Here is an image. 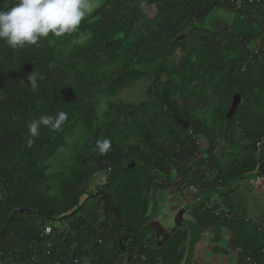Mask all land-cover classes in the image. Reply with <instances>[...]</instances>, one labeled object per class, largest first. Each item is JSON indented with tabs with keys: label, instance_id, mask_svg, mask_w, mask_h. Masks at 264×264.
I'll use <instances>...</instances> for the list:
<instances>
[{
	"label": "trees",
	"instance_id": "trees-1",
	"mask_svg": "<svg viewBox=\"0 0 264 264\" xmlns=\"http://www.w3.org/2000/svg\"><path fill=\"white\" fill-rule=\"evenodd\" d=\"M15 2L0 0V10H7ZM141 5L145 9L155 7L156 29L147 37L135 39L132 47H125L142 16L137 9ZM263 9L262 2H245L235 13L220 0H102L101 6L79 27L88 33V45L78 49L71 64L78 69L96 70L99 57L115 63V70L107 72L106 79H111L113 87L120 90L127 83L145 77L134 68V64L140 63L135 51L145 44L157 47L154 54H149L148 61L159 64V69L153 72L156 81L158 75H165L159 80L163 85L157 84L162 86L160 111L166 120L159 122L157 114L140 120L138 132L145 147L130 146L122 152L115 139L120 128L126 130L125 122L120 125L117 119L109 118L114 113H123L134 122L143 108L109 102L107 119L96 124L93 135L76 152L66 175L62 172L51 175L46 163L64 147L63 135L73 134L69 124L71 110L84 99L83 87H78V97H71L73 91L66 82L63 66L55 61L47 38L38 45L15 50L0 41V261L5 263L10 259L12 264H27L37 254L45 255L48 251L55 264H72L74 260L88 264L121 261L126 264L127 254L120 251V241L131 255L128 264H180L185 253L184 232H176L159 249L146 247L152 237L147 195L154 189L161 191L168 187L153 186L152 175H164L171 170L175 177L188 178V186H197L204 192L209 188H224L231 179L255 170L253 143L264 137ZM218 10L232 17V26L219 33L209 32L207 18ZM181 33L186 34L185 38L174 42ZM191 36L208 49L206 59H212L214 74L224 72L220 79L229 96L232 92L241 96V104L230 121L224 120L225 109L219 117L220 125L231 130L227 140L231 141V133H236L235 144L244 143L238 156L225 165H220L214 157L215 131L190 115L186 110L189 107L178 103L167 91L173 87L175 92L184 85L175 84L172 75H168L164 59L172 51L165 48L183 46ZM221 42L224 44L217 50ZM250 47L259 49L256 55H249ZM231 52L238 57L222 59V54L228 56ZM203 64L201 53L186 54L173 72L185 79V86L193 90L203 88L200 71ZM34 72L38 74L36 91L28 80ZM187 98H184L186 105ZM60 112L67 114V120L59 127L41 125L39 135L30 136L28 125L33 120L42 116L55 118ZM172 115L187 121L189 129L183 130ZM82 121L86 126L95 122L89 116ZM219 135H223L222 131ZM200 138L206 142L205 161L210 169L207 177L193 179L189 177L193 168L190 162L197 156ZM104 139L110 141V149L101 154L97 141ZM259 154L262 173L256 178L264 180V143L259 145ZM126 158L136 160L137 167L122 170L120 166ZM101 191L105 199L99 194ZM89 197L74 216L58 222L63 230L52 227L48 237L42 235L44 226H51V222L70 214ZM19 209L25 211L14 215ZM190 216L201 229L213 231L223 227L232 234L228 246L240 250L237 264H264V235L251 229L248 222L217 215L206 205L190 212ZM48 244H52L49 249Z\"/></svg>",
	"mask_w": 264,
	"mask_h": 264
},
{
	"label": "rangeland",
	"instance_id": "rangeland-1",
	"mask_svg": "<svg viewBox=\"0 0 264 264\" xmlns=\"http://www.w3.org/2000/svg\"><path fill=\"white\" fill-rule=\"evenodd\" d=\"M137 9L140 10L142 16L140 17V21L138 22V24L135 26L134 31L129 36V39L124 44V46L128 48L132 47L135 39L142 36L147 37L150 33H152L156 29V25L158 23L157 18L155 17V12L154 14L150 12V10H148L149 7L145 9V7L141 5L137 6ZM217 12L222 15H228V13L224 10H219ZM228 34H231V32H229ZM88 38V33L80 30H78L76 33L66 34L62 37H53L50 35L47 38L48 46L52 49L55 61L63 66V73L65 75L66 82L71 86V93L73 91L71 97H78L79 86L83 87V96H85L81 102H77L76 104H74L75 108L71 110L69 124L71 125L73 134L71 136L68 134L63 135L64 147L56 151L53 157H51L46 163V165L48 166L47 172L51 175H54L56 173L59 174L61 172L65 175L68 173L69 168L72 166L75 159L76 152H78L84 145V142L89 139L91 135H93L92 132L96 128V124L107 119L105 114L108 109L109 102L130 106H142L143 108L141 109V113L139 112L138 114L140 116H137L134 122L130 121L129 118L123 113H119L118 115L114 113L109 118L114 120L117 119L120 125L125 122L126 130L120 128L118 130L119 133L116 135L115 139V143L121 147L122 152H125V149L130 146L139 147L141 149L145 147L142 137L138 132V122L140 120H145L146 117H151L153 116V114H157L159 122H163L166 120V116L163 115L160 111L162 99L160 95L162 94V86H159V84H157V81L155 80V74L153 73L159 69V64L157 62L150 63L148 61V58L150 57L149 54H154L155 51H157V47H151L150 44H145L144 46L139 47V51H135V54L137 53L136 55L140 60V63L134 64V68L143 72L145 77L135 83H127L120 90H116L113 87L111 79H106L107 72H112L113 70H115V63L99 57L98 68L96 70H90L88 68L83 69V67L82 69H78L71 64V60L73 61L77 57L76 55L78 49L84 48L86 45H88ZM225 39L226 41L228 40L227 38ZM223 44L224 42H221V44L218 45L217 50L222 48ZM170 48L172 51L171 54L167 55L164 59L168 70L167 73L169 76L170 74L172 75L171 78L173 79V82L175 84L184 86H181L179 90H176L175 92L172 91L173 87L167 89L168 94L171 93L173 97L177 99V102L181 105H185L186 107L188 106L189 108H186V110L189 111L190 115H194L195 117L203 120L208 128L215 131L216 138L214 157L220 165H225L232 161L234 157L238 156L239 152L241 151L240 148L244 143L235 144L238 138L236 133H231V141L227 140L226 135H229L231 130L229 128L223 127L222 124V127L220 128V114L223 109H227L231 100V94L229 96L228 92H226V87L224 88L223 83L220 79L224 72H221V74H214V68L211 65L212 59H210V61L206 59L208 49L195 37L191 36L187 38L183 46L176 47L167 45L165 51ZM197 52L203 55V59L205 61V64H203V70H200L202 74L201 77L203 88L196 87L193 90L189 88V86H185V79H182V77L174 73L173 70L177 68L178 64L186 54L194 56ZM234 57H238L235 56L234 52L229 53L228 56L222 54V59L226 58L225 60H229V58L232 59ZM206 69L208 70V72H206ZM76 88L77 91L74 92ZM188 95H190V98ZM185 97H188L187 105L185 104ZM180 111L183 110L180 108ZM88 116L89 118L94 119L95 122H93L89 126H86L85 124H83L82 120L88 118ZM220 131H222L223 135H219ZM100 135H103V131H100ZM197 145V156L190 162V164L193 166V172L192 174H189V177L193 179L196 178L198 172H207L210 169L205 161V140L200 138L199 141L197 140ZM207 175V173L203 175V178L207 177ZM152 176L156 180V182H154V180L152 181L153 186H156L158 184L157 182H161L163 185L168 186V192H170V195L167 199L169 206L174 205V203L172 202L173 200L170 199L173 197L172 194H175L174 198H176V196H180V204L183 203L184 200H192L191 197H184L185 195H187V187L185 185H188V178L183 179L175 177L174 172L171 170H167L166 174L164 175L160 173H153ZM243 182L244 181L240 182L239 185H241ZM54 184L52 185V187L55 186ZM158 192L160 191H155L154 189L153 193H149L147 195L148 201L151 202L149 211H151L152 209V202L153 200H155V194ZM202 193L203 192H201V194ZM182 197L183 199H181ZM221 199L222 197L213 195L209 197L207 201L213 203L215 201H221ZM91 204H94V202H91ZM89 208H91V206H89ZM186 218L191 219L189 213L186 214ZM51 225L54 228L59 227V229L61 230L64 229L63 227H60V223L58 222H51ZM227 236H229V234ZM215 237L219 238V240L217 241V246L224 250L226 246H223L222 243L223 241L225 242L227 240V238L224 237V233L222 234V236L214 233L212 235V240L215 239ZM204 240L205 242H208L207 238H204ZM148 242V247L151 249L156 250L161 247V242L154 241L152 240V238H149ZM153 242L155 243L153 244ZM223 261L225 260L223 259ZM225 262L226 264H231V257L229 259L227 258ZM213 263L220 264L221 262L214 261ZM213 263L211 261H207L204 264ZM191 264L199 263L192 261Z\"/></svg>",
	"mask_w": 264,
	"mask_h": 264
},
{
	"label": "clouds",
	"instance_id": "clouds-1",
	"mask_svg": "<svg viewBox=\"0 0 264 264\" xmlns=\"http://www.w3.org/2000/svg\"><path fill=\"white\" fill-rule=\"evenodd\" d=\"M101 6V0H16L7 10H0V41L12 49L38 45L42 39L76 33L82 21ZM37 73L28 76L32 90L38 89ZM67 120L60 112L55 118L42 116L28 125L31 137L39 135L41 125L53 128ZM31 139L29 143H31ZM101 154L110 149V141H97Z\"/></svg>",
	"mask_w": 264,
	"mask_h": 264
},
{
	"label": "water",
	"instance_id": "water-1",
	"mask_svg": "<svg viewBox=\"0 0 264 264\" xmlns=\"http://www.w3.org/2000/svg\"><path fill=\"white\" fill-rule=\"evenodd\" d=\"M219 11V10H218ZM233 19L228 14H220L219 12L215 11L212 15L207 18L206 26L209 32L219 33L226 29H229L232 26ZM185 33H181L176 38L173 39L174 42H180L185 38ZM160 80V78H157ZM241 104V96L237 92H233L230 104L225 112L224 120L230 121V119L235 115L237 108ZM173 120L185 131L189 129V123L184 119L172 115ZM264 143V137L257 139L253 143L254 148V155L256 160V168L253 172L246 173L240 177L231 179L224 188H209L208 190L204 191L200 196L197 198H192L191 201L183 202L180 204V196H176L175 201H172L175 204L178 203V207L174 205H168V191H160L155 194L156 200V211L155 214L149 218L148 220V227L151 229L153 233V237L155 241H159L161 243L165 242L169 238L173 237L176 232H183L185 231L187 234L186 243H184V247H186L182 262L180 264H191L194 255V247L199 243L201 240L202 235L209 230H204L198 227V225L194 222L193 219H187L186 214L202 208L203 205L207 203L209 197L213 195H218L220 197L228 196L232 193L233 189L242 181L256 178L260 176L262 173V163L259 154V145ZM137 167V161L133 158H126L122 161L120 168L122 170H133ZM100 195L104 196V193L101 191ZM96 195V194H95ZM168 195V196H167ZM167 196V198H166ZM86 199L81 206L77 209L73 210L70 214L58 218L56 221L61 222L62 219L65 217H72L74 216L78 210L81 209L82 206L86 204V202L90 199ZM183 199V197L181 198ZM172 200V199H171ZM171 202V201H170ZM172 203V204H173ZM24 209H19L14 212V215L23 213ZM118 213L115 212V217H117ZM119 248L121 252H125L127 254L126 264H128L131 260V255L125 250L123 246H121V242H118Z\"/></svg>",
	"mask_w": 264,
	"mask_h": 264
},
{
	"label": "crops",
	"instance_id": "crops-1",
	"mask_svg": "<svg viewBox=\"0 0 264 264\" xmlns=\"http://www.w3.org/2000/svg\"><path fill=\"white\" fill-rule=\"evenodd\" d=\"M192 172L193 171H191V174ZM205 174L206 172H198L195 179H199ZM150 203L151 202H149L148 204L147 216H150L153 207L155 206L154 202H152L153 206L151 211H149ZM205 205L208 208H211L212 211H215V213L217 214L220 213L235 221L248 222L251 225V229L254 228L255 231H258L264 235V180L262 178H252L245 180L241 185L238 184L233 189L231 195L227 198H222L221 201H215L213 203L207 201ZM174 206L178 207L179 205L177 203ZM183 232L185 233V235L187 234L185 231ZM214 233L218 234L219 236H222V234L224 233V237L227 238V240L225 242L223 241L222 243L223 246H226L224 250L217 246V241L219 240V238L212 240V235ZM228 234L229 236H227ZM230 236L231 233L223 227H218L213 231H206L202 235L199 243L194 247V255L192 261L199 264H204L207 261H211L212 263L214 261H217L221 262L220 264H226V259H229L231 257V264H237L239 252L229 248L228 244ZM149 237H151V235L148 236V238ZM151 238L155 241L153 233ZM204 238H207L208 242H205ZM154 243L155 242H153V244ZM148 245L149 242L147 243L146 247H148ZM184 249L186 250V247H184ZM223 259L225 261H223ZM80 262L84 263L85 261ZM34 264H54V261L43 254H37L35 256ZM120 264H124V262L121 261Z\"/></svg>",
	"mask_w": 264,
	"mask_h": 264
},
{
	"label": "built area",
	"instance_id": "built-area-1",
	"mask_svg": "<svg viewBox=\"0 0 264 264\" xmlns=\"http://www.w3.org/2000/svg\"><path fill=\"white\" fill-rule=\"evenodd\" d=\"M221 3L226 4L227 6H229L233 12L237 13L238 11H240L245 2L251 4V3H264V0H220ZM150 12H152L154 14H156V10L154 6L149 7ZM264 11V9H263ZM259 51V49L257 47H250L249 48V55H256L257 52ZM154 182H156V180H154ZM160 183V182H157ZM201 194V190L197 187V186H188L187 187V195L191 196L192 198H197L199 195ZM208 208V207H207ZM217 214V213H216ZM218 215V214H217ZM52 232V227L50 225H46L43 227L42 229V235L44 237H48ZM52 244H48L46 246L47 249L51 248ZM237 252H240L239 249H236ZM264 252V250H262V253ZM46 257H50V253L47 251L45 254ZM35 262V257L32 259L31 262L27 263V264H34ZM0 264H12V262L10 261V259H8L7 262H2L0 261ZM55 264V261H54ZM57 264V263H56ZM72 264H88L87 262H80L79 260H74Z\"/></svg>",
	"mask_w": 264,
	"mask_h": 264
},
{
	"label": "flooded vegetation",
	"instance_id": "flooded-vegetation-1",
	"mask_svg": "<svg viewBox=\"0 0 264 264\" xmlns=\"http://www.w3.org/2000/svg\"><path fill=\"white\" fill-rule=\"evenodd\" d=\"M163 76H165L164 74H161V75H158V77H160L161 79H162V77ZM157 82L159 83V84H161V85H163V83L161 82V81H159L158 79H157ZM161 82V83H160ZM232 94H233V92L231 93V98H232ZM231 101V100H230ZM229 104H230V102H229ZM229 106V105H228ZM228 108V107H227ZM227 110V109H226ZM226 110H225V112H226ZM225 114V113H224ZM161 185H163L161 182L160 183H158L156 186H161ZM186 187H188V185H185ZM161 191H169V189H168V187L166 188V189H164V190H161ZM173 195V197L172 198H170V199H172L173 201H175V198H174V195L175 194H172ZM184 197H186V198H190L191 196H189V195H185ZM192 198V197H191ZM188 200H184L183 202H187ZM153 202L155 203V206L153 207V210L154 211H152L151 212V214H152V216L155 214V211H156V200H153ZM182 204V203H181ZM150 214V215H151ZM151 216V217H152ZM150 217V218H151Z\"/></svg>",
	"mask_w": 264,
	"mask_h": 264
}]
</instances>
